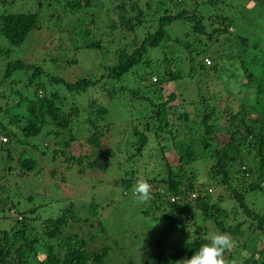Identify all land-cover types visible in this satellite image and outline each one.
Returning <instances> with one entry per match:
<instances>
[{
	"label": "trees",
	"instance_id": "16d2710c",
	"mask_svg": "<svg viewBox=\"0 0 264 264\" xmlns=\"http://www.w3.org/2000/svg\"><path fill=\"white\" fill-rule=\"evenodd\" d=\"M23 1L0 0V39L8 47H0V139H4L0 143V225L19 204L13 195L19 194L18 180L41 174L31 153L37 151L32 139H49L51 160L60 156L65 170L75 167L78 174L99 166L98 151L104 142V154L122 158V167L133 160L144 164L153 156V161L159 159V170H150L151 178H145L152 186L149 208L161 212L171 229L186 231L187 241L171 253H164L156 240L144 264H180L190 259L208 243L207 222L233 239L246 234L262 238L258 249L247 240L240 248L248 252L242 264H264V38L257 37L264 16L253 31H249L252 23L238 16L235 22L241 32L235 34L228 28L233 20L211 14L221 0H28L33 12L7 10ZM250 2L264 10V0ZM100 10L108 19L109 33L95 26ZM45 22L49 26L42 28ZM43 29H53L59 36L43 61L68 67L76 59L60 62L58 53L92 50L101 57L90 75L68 82L48 76L42 60L9 59V48L24 45ZM65 40L69 48L59 45ZM107 56L112 57L110 63L105 61ZM204 58L210 60L208 66ZM206 75L217 80L222 92L204 79ZM183 78L204 91L192 92L189 101L179 100L180 105H173L180 94L163 99L161 89ZM89 92L99 97L87 98L79 106L74 95ZM101 98L127 110L116 128L107 121L101 101L97 102ZM138 101L147 109L128 107ZM19 110L24 111L23 118ZM150 139L156 146L153 150L148 148ZM77 140L89 152L73 156L70 145ZM167 149L174 154L168 160ZM38 155L46 154L38 151ZM196 162L207 168L203 179L191 169ZM131 177L121 175L122 195L134 196L136 179ZM59 182H64L62 177ZM253 196L260 199L258 210ZM84 208L89 216H97L94 203ZM18 213L20 220H14L10 228L0 226V264H104L108 246L89 248L97 237L81 234L99 220L81 218L73 203L68 202L54 219L41 221L44 227L37 233L34 225L26 223L32 221L26 215L34 210ZM244 223L247 226L241 229ZM70 226H78V232ZM39 245L45 253L42 259ZM235 260L226 258L227 264Z\"/></svg>",
	"mask_w": 264,
	"mask_h": 264
},
{
	"label": "rangeland",
	"instance_id": "374dc122",
	"mask_svg": "<svg viewBox=\"0 0 264 264\" xmlns=\"http://www.w3.org/2000/svg\"><path fill=\"white\" fill-rule=\"evenodd\" d=\"M1 10L2 9L0 8V11ZM7 10L11 13H24L27 11L33 12L35 9L28 0H25L21 3L15 2L9 9L7 7ZM212 10H214V12H212ZM212 10L211 14L218 15L220 20L221 17L230 21L233 20V24L231 22L228 28L235 34L241 32V28L235 22L238 16L245 18L244 20H246L247 23H252L249 25L251 28L249 31H253V28L256 29V24L264 16L263 7L251 3L250 0H221L217 5V8H212ZM39 16H41V12H39ZM105 16L104 10H100L98 12V21H95V26L102 32L104 31L105 33H109V30L105 28L108 24V19ZM48 26L49 22H45L43 23L42 28ZM51 31L54 30L43 29V31L33 33L24 45L9 48V59L11 61L18 59L25 61L29 58H32L31 60L38 61H41L42 59L44 60L45 54H47L48 51L53 50V48L57 45L59 38L56 31L53 33ZM257 37L264 38V23L260 24ZM59 45H61V47L69 48L67 40ZM0 47L8 49L6 44L3 43L1 39ZM57 56L61 57L59 59L60 62H63L65 58L68 60H72L74 58L76 59V63L68 67L59 68L56 63L54 64L53 62H45L42 60V67L48 76L60 77L66 79L68 82L74 81L75 78L89 76L95 68L96 63L100 61L99 58L101 57L94 51L88 49H80L77 52L69 49L64 53H58L56 57ZM104 58L107 59L105 60ZM104 58H102L103 61L105 60L107 63L111 62L112 57L107 56ZM46 59H48L47 56ZM1 67L3 69V62L0 60V72L2 70ZM204 79H206V81H210L214 86V89L222 92V87L217 84V80H213L212 77V80H209L207 75ZM217 79L220 80L218 77ZM154 80H156V78L155 76H152L151 82H154ZM175 83L176 84H168L164 87V89L162 88L163 90L161 89V96L163 99H166L168 94H176L175 96L179 94L181 95L177 96L173 105H180L181 101L179 100L182 98L189 101L191 99L189 97L192 92L196 93L204 91V88L200 85L192 87V81L187 78L178 80ZM98 94L101 93L98 92ZM98 94L93 95L92 92H89L87 95L85 93L74 95V100L77 104H79V106H82L83 104H86L87 98H98ZM222 94H225V92ZM106 100L101 98L100 100H97V102L100 103L99 101H101V105L107 110V121H110L114 128H116L119 120L123 117V114H126L127 110L123 106L120 107V104L116 102ZM138 102L139 104H131L128 107L134 111L141 108L147 109L146 105H144L142 101ZM124 105L127 107L126 103H124ZM216 106L218 109L221 108L219 104H216ZM18 112H20V116L23 118L24 111L19 110ZM23 123V119H20L18 125L22 127ZM18 134L21 136L20 133ZM60 141L63 142L64 138H61ZM1 142L2 141L0 140V143ZM30 143L37 145V151L31 153L42 168L41 174L38 177L30 176L22 180H18L19 183L17 184V190L19 191V194L16 195L15 193L13 195L18 196L16 200H19V204L16 206L14 212L12 211L10 215L7 216L8 220L1 221V228L8 229V227L10 228L12 223H14V220L19 221L21 215L18 212L34 210L33 215H26L32 219V221L29 220L26 223L28 225H34V231L36 233L41 232L44 227L41 225V221L46 218L54 219L57 215H59L62 208L68 202H71L78 210L81 218L86 217L91 222L95 219L99 220L101 223L103 227L102 233L96 224L98 221H96L93 224V228L87 226V228L83 229L81 234L87 236L88 234H91L92 236L97 237L96 240H93V243H89V248L98 249L105 245L108 246L109 249L104 260V264H144L143 258L145 255H148L153 251L154 242L156 240L161 242V250L164 253L173 252L177 247L187 241L185 230L171 229L168 222L166 223L161 217V212H152L149 208L150 205L148 202L141 203L138 202L134 196L122 195L124 187L118 184L119 180L122 179L121 175L123 173H130L133 176L131 178L134 180H137L141 176L144 178H151L152 174L150 173V170L153 169L154 172H156L161 167V164H158L159 159L153 161V156L148 161L146 160L144 164L139 162L134 163L133 160L132 163L130 162L126 164L125 167H122L124 164L122 158H119L118 160L116 159L118 157L115 158L109 153L104 154L105 147L103 142L102 148L98 151L100 153L98 156L99 166L96 169L84 171V173L78 174L75 167L71 170H65L66 163H63V159L60 156L54 157L53 161L51 160V154L49 151L52 150V145L49 139H44L42 142V139L37 137L32 139ZM154 144L153 140L150 139L148 148L153 150V148L156 147ZM70 147V152L73 156H77L79 153L84 154L87 151L89 152L85 143L83 144L79 140L73 142ZM17 148L20 149L19 147ZM38 151H44L46 155L40 156L38 155ZM145 151L149 153V151ZM165 157L168 160L173 158L174 154L172 151L169 152L167 149ZM174 163L172 162L170 166L175 169L176 165H174ZM1 168L2 166L0 160V170ZM191 169L199 176V178L202 177L203 179L207 168L202 162H196L191 166ZM61 177L64 182H59ZM208 188L210 189V187ZM212 193L213 192L211 190V194ZM28 195L34 196L32 199H26ZM251 200L254 208L258 210L261 206L260 199L253 196ZM90 202L96 205L97 216H89L87 214V210L84 207ZM248 203L251 204L250 202ZM240 219H242L241 216ZM244 220L245 218H243V221ZM231 224H233V222H231ZM205 226V238L208 239L209 235L216 232V230L209 222H207ZM246 226L247 224L244 223L241 226V229H245ZM70 228V230L78 232V226H70ZM103 238H106L107 240H103ZM190 238H193V235H190ZM234 240L236 241L237 246L230 253H225V259L229 255L235 257V264H242L243 257H245L242 253H246V256L248 255L247 251L240 248L241 244H243V240H247L248 245L258 249L261 247V241L259 240L263 239H255V236L246 234L243 238H235ZM248 245L247 248L249 247ZM44 256L45 253L42 251V246L39 245L38 257L39 259H42Z\"/></svg>",
	"mask_w": 264,
	"mask_h": 264
},
{
	"label": "clouds",
	"instance_id": "9594fccd",
	"mask_svg": "<svg viewBox=\"0 0 264 264\" xmlns=\"http://www.w3.org/2000/svg\"><path fill=\"white\" fill-rule=\"evenodd\" d=\"M151 191V184L143 176L136 180L132 188L133 195L141 203L151 199ZM236 246V241L229 234L216 231L209 235L208 243L201 245L190 259H184L180 264H227L225 253H230ZM242 255L246 256V253Z\"/></svg>",
	"mask_w": 264,
	"mask_h": 264
},
{
	"label": "built area",
	"instance_id": "2783aa9c",
	"mask_svg": "<svg viewBox=\"0 0 264 264\" xmlns=\"http://www.w3.org/2000/svg\"><path fill=\"white\" fill-rule=\"evenodd\" d=\"M203 63H204L205 66H208V65L210 64V60L207 59V58H204V59H203ZM0 140H1L2 142H4V139H3V138H1ZM190 197L193 198L194 195L192 194V195H190ZM171 201H173V200H171Z\"/></svg>",
	"mask_w": 264,
	"mask_h": 264
}]
</instances>
